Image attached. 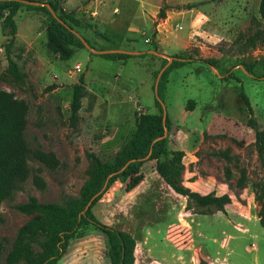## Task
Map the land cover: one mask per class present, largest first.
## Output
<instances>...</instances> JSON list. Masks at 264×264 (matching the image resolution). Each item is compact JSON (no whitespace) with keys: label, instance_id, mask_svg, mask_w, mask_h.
Here are the masks:
<instances>
[{"label":"rangeland","instance_id":"1","mask_svg":"<svg viewBox=\"0 0 264 264\" xmlns=\"http://www.w3.org/2000/svg\"><path fill=\"white\" fill-rule=\"evenodd\" d=\"M33 1L58 2L63 11L73 14L83 25L74 31L81 40L89 41L86 43L91 49L85 46L69 61H61L44 46L48 17L22 8L16 23L23 39L28 37L29 28L35 27L36 40L33 52H28L26 44L14 43L12 48L11 58L27 77L21 82L7 74L6 42L0 22V92L10 95L21 106L25 125L22 140L32 153L27 179L19 183L20 189L0 207V264H5L19 229L33 218L20 213L17 205L27 203L31 197L43 204H80L85 187L95 174L90 157L95 155L103 162H114L136 133L138 115L158 114L155 106L158 84L161 76L168 74L170 64L177 60L174 57L186 54L198 57L194 45L184 51L190 34V16L202 26V32L209 36L219 32L224 36L223 40H216V45H212L213 39L207 40L204 50H199V59H217L220 65L214 69L221 78L233 74L244 81L245 93L264 132V22L259 14L262 0H70L67 5L62 0ZM162 9L166 19L160 18ZM172 11H183L188 16L175 24L167 23L168 12ZM215 11L222 13L221 20H217ZM174 36L179 37V42L172 49L164 47L163 41ZM118 52L135 58L125 62L102 58ZM183 72L172 71L167 84L165 102L172 130L166 149L169 153L183 152L185 156L182 161L173 155L163 157V166L179 184L193 183L198 176H211L229 190L226 173L230 171L229 184L240 195L237 199L241 205L247 206L249 197L255 202L264 201V173L254 143L244 146L236 139L242 145L238 147L221 138L225 135L208 134L212 138L198 148L193 144L196 136L191 131L196 126L192 119L183 120L179 113L194 92L178 86L181 92L178 94L177 84ZM81 77L85 81V98L78 119L72 122L73 91ZM228 87L231 97L227 103L236 112L234 129L239 139L247 142L251 133L247 127L249 114L238 97L240 86L232 82ZM188 126L189 135L184 138L183 128ZM209 128L197 125V132ZM187 143L190 145L186 146ZM228 150L235 158L231 163L218 156ZM243 171L246 189L238 190ZM160 186L149 181L126 185L117 182L93 212L107 226L134 230L139 240L152 233L153 243L160 245L156 229L160 226L167 230L168 225H173L168 236H186L197 216L185 211L181 197ZM245 191L248 198L242 200ZM206 227L207 223L200 224L201 229ZM34 253L38 255L42 250L36 249ZM250 263L255 264L254 257ZM60 264H111L106 236L93 226L81 229Z\"/></svg>","mask_w":264,"mask_h":264},{"label":"trees","instance_id":"2","mask_svg":"<svg viewBox=\"0 0 264 264\" xmlns=\"http://www.w3.org/2000/svg\"><path fill=\"white\" fill-rule=\"evenodd\" d=\"M34 2L33 0H25ZM49 5L61 21L56 19L48 6L25 5L19 0H0V22L2 23L5 38V51L8 60L7 74L18 81H25V74L18 69L16 62L11 58V51L18 34L15 18L18 12L25 8L28 12H40L48 17L49 23L46 29L47 51L58 56L61 61H69L77 50L86 47L82 40L74 33L75 28H81V21L73 14L63 11L58 2H44ZM259 14L264 22V0L259 6ZM160 18L166 19L164 9L160 11ZM89 43V41H86ZM157 50V45L154 46ZM103 59L112 62H125L135 57L125 53H108ZM177 60L170 64L168 74H163L158 84L155 106L156 115L140 114L136 120L137 131L132 140L117 156L114 162H103L92 155L95 174L85 187L81 197V203L74 206L60 205L57 203L43 204L38 199L31 197L25 204L16 206V209L24 214L33 216L22 228L12 246L5 264H60L67 253L71 242L78 232L88 226H93L104 234L108 242V257L111 264H135L137 242L135 238L122 230L101 223L95 216L93 209L102 200L103 196L117 182H127L128 179L140 174L147 162L156 163V172L164 183L177 195L186 199L185 211L194 215L211 216L223 212L232 204L229 195L217 196L216 193L202 195L192 191L183 184L177 183L163 166V157L173 155L182 161L185 154L180 151L169 153L166 149L168 134L172 130V120L167 110L165 95L170 73L193 63H202L210 68H219L217 59H197L193 55L175 56ZM224 81H233L240 85L238 97L247 108L249 118L247 127L255 134V142L252 145L262 163L264 173V132L261 131L256 118L255 110L249 96L245 93L242 81L233 74H229ZM85 81L81 77L74 87L71 103V121L75 122L82 109V101L85 98ZM243 111V109H239ZM22 108L7 93L0 92V207L4 201L20 189L19 183L27 179L28 164L32 160V153L22 140L24 131ZM210 137L203 134V141ZM238 147L242 145L234 138L222 136ZM224 161L231 163L235 158L230 156V151L218 154ZM227 182L230 190L240 199L229 184L232 174L227 171ZM258 187V186H257ZM238 190L246 189V173H241L237 183ZM1 223V213H0ZM41 249L42 253H34ZM199 264H207L201 260Z\"/></svg>","mask_w":264,"mask_h":264},{"label":"crops","instance_id":"3","mask_svg":"<svg viewBox=\"0 0 264 264\" xmlns=\"http://www.w3.org/2000/svg\"><path fill=\"white\" fill-rule=\"evenodd\" d=\"M62 1L66 5L70 4V0ZM21 11L22 9L18 12L17 16ZM214 15L218 18L217 20H221V17H223L222 13L217 11L214 12ZM187 16L183 11L168 12L166 22L175 24L176 21L183 20ZM188 21L190 23V34L184 45V51L190 45H194L198 50L197 59H199V50H204V43L207 40L213 39L212 45H216L219 40L224 39V36L219 32H214L213 36L202 32V26L198 25L193 15L188 18ZM192 31H194L193 34ZM28 32V37L24 38L25 41H23L24 34L22 31L20 32L18 27L15 43L16 46L26 44L28 52H33L34 41L36 40L35 27H30ZM216 40L218 41L216 42ZM178 42L179 37L174 36L173 38L168 37L162 44L164 47L172 49L173 44H177ZM46 43L47 36L44 41L45 49H47ZM197 44H202L203 47ZM181 69L184 72L179 79L177 87L194 91L189 94V97L192 98H189L179 111L183 120L192 119L196 126V129L191 131L196 136L193 144L198 148L203 142V134L206 132L212 136L225 135L233 137L244 146L253 144L256 138L252 130L248 128L251 133L249 135L250 139L246 142L244 138L239 139L234 129L233 117H235L236 112L229 108L227 103L231 97V89L228 86L233 81H224L214 68H210L202 63H193L178 70ZM235 76L238 77L237 75ZM179 87L178 94L181 93ZM197 125H203V127L208 125L211 129H206V131L200 133L197 132ZM189 128L190 126L183 128L182 136L184 138H187L189 135L187 134ZM187 145L189 146L190 143H187ZM155 168L156 163L154 161L147 162L139 175L128 179L122 185H126L129 182L144 183L149 181L151 183L156 182L158 186L161 185V188L163 186L172 191L157 174ZM182 184L202 195L210 193H216L217 196L229 195L232 198V204L227 206L223 212L215 215H195L197 217L191 229L187 230L188 234L186 236H168L173 225L166 226L167 230L164 229L165 227L159 226L156 229V238L160 240V245L153 243L155 237L152 233L144 234L142 239L139 240L134 230L122 229L124 232L131 234L137 242L135 264H199L201 260H204L207 264H251L250 258L252 257H254L255 264H264V201L255 202L253 198L246 197L247 191H245L241 195V198L242 200L248 198V205H241L240 201L226 185L218 183L211 176H204V178L198 176L193 183L184 181ZM116 185L117 183L111 189ZM181 198L184 200L183 208H185L186 199ZM169 215H174L178 218L177 214L170 213ZM202 222L207 223L206 229L200 228ZM177 227L180 228L179 226ZM252 245L255 247L253 253L249 251Z\"/></svg>","mask_w":264,"mask_h":264},{"label":"water","instance_id":"4","mask_svg":"<svg viewBox=\"0 0 264 264\" xmlns=\"http://www.w3.org/2000/svg\"><path fill=\"white\" fill-rule=\"evenodd\" d=\"M19 1H20L21 3H23V4H25V5L48 6V8L50 9L52 15H53L56 19H58V21H61V20L58 18L57 14H55V13L53 12L52 8H51L49 5H45V4H42V3H39V2L25 1V0H19ZM74 33L78 36V34H77L75 31H74ZM78 37H79V36H78ZM82 42L84 43V45H85L88 49H91V48L87 45V43H86L84 40H82ZM118 53H124V52H118ZM125 54H128V53H125ZM166 58L169 59L170 61L174 60L173 58H168V57H166Z\"/></svg>","mask_w":264,"mask_h":264},{"label":"built area","instance_id":"5","mask_svg":"<svg viewBox=\"0 0 264 264\" xmlns=\"http://www.w3.org/2000/svg\"><path fill=\"white\" fill-rule=\"evenodd\" d=\"M80 67H78L77 69H79ZM249 251L251 252V253H253L254 251H255V247L254 246H251L250 248H249Z\"/></svg>","mask_w":264,"mask_h":264}]
</instances>
